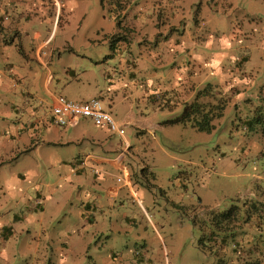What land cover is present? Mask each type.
I'll use <instances>...</instances> for the list:
<instances>
[{"label":"rangeland","instance_id":"obj_1","mask_svg":"<svg viewBox=\"0 0 264 264\" xmlns=\"http://www.w3.org/2000/svg\"><path fill=\"white\" fill-rule=\"evenodd\" d=\"M0 8L8 37H22L26 48L34 32L48 39L51 89L68 69L103 89L108 61L118 68V98L131 91L127 84L155 94L165 107L155 112L159 122L181 112L169 103L176 93L167 90L176 82L178 89L212 85L217 99L202 103H226L209 133L177 124L161 125L154 137L135 130L128 136L138 138L134 146L149 173L134 184L138 200L114 208L107 203L89 246L72 242L87 240L84 233L65 229L75 222L69 204L75 183L47 189L52 168L27 166L14 154L0 166V217L13 231L8 248L0 244V264H264V126L254 119L264 116V0H104V9L100 0H0ZM183 35L186 50H173ZM55 93L66 98L72 89ZM39 111L53 124L48 107ZM130 131L125 127L126 135ZM59 196L56 211L52 200ZM43 203L42 214L35 207ZM232 206L235 212L223 221L219 215ZM110 222L123 230L113 232ZM211 232L216 238L208 240Z\"/></svg>","mask_w":264,"mask_h":264},{"label":"crops","instance_id":"obj_2","mask_svg":"<svg viewBox=\"0 0 264 264\" xmlns=\"http://www.w3.org/2000/svg\"><path fill=\"white\" fill-rule=\"evenodd\" d=\"M3 5H6L5 1ZM0 15L2 16L0 27L4 29L0 31V166L15 158L13 156L15 154L16 161L27 166L40 164L52 168L49 171L55 179L47 189L52 185L75 183L78 191L76 197L73 196L69 203L71 207H75L73 214L75 222L72 225L66 224L65 229L66 232L71 229L76 233H84L87 240L82 236L75 237L72 242L76 245L89 246L90 239L95 234L93 232L102 226L101 220L105 215L103 208L107 203L114 208L118 202L120 206L124 205L121 200L126 199V202L127 200L131 202L133 198L138 200L141 192L137 195L134 184L145 180L149 171L146 163L138 155L139 148L134 146V141L138 138L129 139L128 136L135 130L139 136L147 134L154 137L157 129L164 125L162 124L164 121H157L155 112L165 109L164 104L152 99L155 98V94L149 95L147 90L133 84L130 86L127 84L131 91H123L125 95L118 98L116 94L118 87L113 83V76L118 73V68L109 66L108 61L103 63L106 66L103 71L106 86L103 89L94 87L90 80L83 79L81 74L71 69L57 75L55 78L57 89H51L50 83L54 75L50 63L53 55L45 51L49 46L48 39H43L39 32H34L30 39L32 48H26L22 37L16 40L5 33L10 30L5 23L7 16L3 13V8H0ZM183 39L186 40L185 35L179 37L180 43L173 44L172 49L186 50L187 47L181 43ZM126 51L128 50L122 49V56H125ZM120 52L118 56L122 57ZM244 60L250 61L249 56ZM121 73H123L121 77L128 83L129 74L126 75L124 69ZM187 75L188 72L184 77ZM176 83L167 90L176 93V99L169 103L177 102L176 107L183 108L193 100L200 89L195 84L190 88H185V85L178 89ZM124 84L121 82V90ZM69 88L72 89V95L67 94L68 101L83 102L93 98L105 101L109 112L117 121L124 124L123 136L102 129L88 119L77 117L67 119L64 128L55 125L54 122L48 124L47 116L39 113L40 107L46 106L50 111L52 101L56 97L55 92L59 89L68 91ZM186 92L191 94L189 99H185ZM46 96L49 99H46ZM143 107L148 109H142ZM118 116L122 118L118 119ZM39 122L42 126L39 125L35 130ZM125 127L131 130L128 135ZM122 151L124 157H120ZM81 161H85L86 165H80ZM92 167L99 168L100 174L95 175ZM90 177L92 184L89 182ZM62 200V196L53 198L56 211L63 204ZM43 207L44 203L37 204L35 209H40L43 214L41 209ZM122 216H127L126 211L122 212ZM32 219L33 216L28 218L29 221ZM110 228L116 233L123 230L117 223L112 222ZM12 234V229L6 225L3 217H0V244L4 250L8 248L7 244L13 238Z\"/></svg>","mask_w":264,"mask_h":264},{"label":"trees","instance_id":"obj_3","mask_svg":"<svg viewBox=\"0 0 264 264\" xmlns=\"http://www.w3.org/2000/svg\"><path fill=\"white\" fill-rule=\"evenodd\" d=\"M100 6L104 9V0H100ZM2 16L0 17V19ZM219 93L215 87L212 85L207 84L204 88L197 91L195 94L193 100L183 106L181 109V112L178 116L164 121L162 124L164 125H190L194 127L196 130L201 132L209 133L213 129V120L219 119L223 116V112L225 110L226 103L224 101L217 102V103H207L203 104L202 99L207 97H212L214 100L217 99L214 96V93ZM100 100V99H99ZM205 103V102H204ZM261 115V114H260ZM258 116L256 121L264 126V116ZM246 129H250L252 126V122H248L245 124ZM236 206H232L225 214L219 215V217H223V221L230 220L232 214L235 212ZM218 218V217H217ZM192 226L196 228L195 223L191 222ZM216 226L220 225L219 219L215 218V224ZM214 227V226H213ZM201 230V229H200ZM215 232H211L208 234L207 239H215L216 236L214 235ZM227 236L222 239L223 242H226ZM203 240V239H202ZM201 240V241H202ZM205 249V248H204ZM207 253L210 254V250H207Z\"/></svg>","mask_w":264,"mask_h":264},{"label":"built area","instance_id":"obj_4","mask_svg":"<svg viewBox=\"0 0 264 264\" xmlns=\"http://www.w3.org/2000/svg\"><path fill=\"white\" fill-rule=\"evenodd\" d=\"M50 112L53 115V122L57 126H65L69 118L88 119L94 125L105 129L113 134L123 136L124 124L117 121L109 110L102 104L99 99L93 98L84 102L68 101L66 98L56 96L50 106ZM120 157H124L122 151ZM80 165H86L81 161ZM95 175L100 174L99 168H93Z\"/></svg>","mask_w":264,"mask_h":264},{"label":"clouds","instance_id":"obj_5","mask_svg":"<svg viewBox=\"0 0 264 264\" xmlns=\"http://www.w3.org/2000/svg\"><path fill=\"white\" fill-rule=\"evenodd\" d=\"M96 99H98V98H96ZM84 102V101H83Z\"/></svg>","mask_w":264,"mask_h":264}]
</instances>
